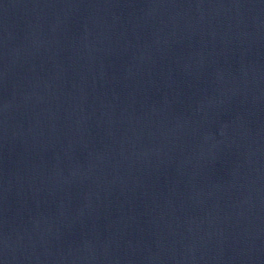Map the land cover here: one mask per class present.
Masks as SVG:
<instances>
[{
	"label": "water",
	"instance_id": "water-1",
	"mask_svg": "<svg viewBox=\"0 0 264 264\" xmlns=\"http://www.w3.org/2000/svg\"><path fill=\"white\" fill-rule=\"evenodd\" d=\"M0 264H264V0H0Z\"/></svg>",
	"mask_w": 264,
	"mask_h": 264
}]
</instances>
